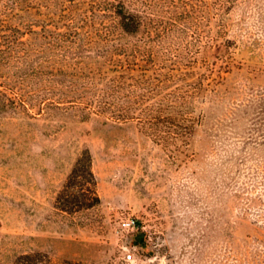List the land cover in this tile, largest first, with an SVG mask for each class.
Segmentation results:
<instances>
[{
	"label": "rangeland",
	"instance_id": "1",
	"mask_svg": "<svg viewBox=\"0 0 264 264\" xmlns=\"http://www.w3.org/2000/svg\"><path fill=\"white\" fill-rule=\"evenodd\" d=\"M229 1L207 21L199 0L191 17L171 7L165 49L130 56L150 88L192 109L190 134L180 116L148 129L138 114L98 112L119 49L55 50V67L74 74L66 111L0 116V264L32 251L54 263L264 264V0Z\"/></svg>",
	"mask_w": 264,
	"mask_h": 264
},
{
	"label": "trees",
	"instance_id": "2",
	"mask_svg": "<svg viewBox=\"0 0 264 264\" xmlns=\"http://www.w3.org/2000/svg\"><path fill=\"white\" fill-rule=\"evenodd\" d=\"M216 1L199 0L203 21L208 20ZM224 3L226 7L231 1ZM171 7L179 10L177 16L191 17L195 4L193 0H0V116H31L33 108L46 116L66 111L65 104L74 101L77 91L70 67L69 72L55 67L59 60L56 49H119L111 51L113 55L107 59L104 99L95 101L98 112L104 109V117L116 122L138 114L148 129L162 125L164 119L172 120L167 123L176 128L173 118L180 116L184 132L190 134L195 124L192 109L180 97L172 93L164 97L150 88L147 68L139 64L138 69L130 59L140 57L147 63L146 54L139 49H165L172 30L162 14L171 12ZM98 27H104L103 35ZM131 36L136 37L135 43L126 41ZM219 44L216 39L213 47ZM123 55L126 57L113 59ZM135 70L139 71L132 73ZM82 159L85 157L77 159L76 165ZM86 160L90 161L89 156ZM76 173L74 168L70 178ZM130 243L145 246L140 237L132 236ZM9 264L84 263L68 259L54 263L46 253L32 251L16 255Z\"/></svg>",
	"mask_w": 264,
	"mask_h": 264
},
{
	"label": "built area",
	"instance_id": "3",
	"mask_svg": "<svg viewBox=\"0 0 264 264\" xmlns=\"http://www.w3.org/2000/svg\"><path fill=\"white\" fill-rule=\"evenodd\" d=\"M122 227L126 232H134L139 225L135 218L127 217L122 221ZM124 260L131 262L134 259L133 253L130 251L123 256Z\"/></svg>",
	"mask_w": 264,
	"mask_h": 264
}]
</instances>
